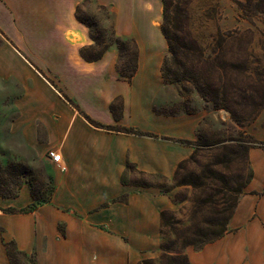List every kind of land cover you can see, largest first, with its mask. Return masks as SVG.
<instances>
[{"label":"crops","instance_id":"obj_1","mask_svg":"<svg viewBox=\"0 0 264 264\" xmlns=\"http://www.w3.org/2000/svg\"><path fill=\"white\" fill-rule=\"evenodd\" d=\"M120 1L0 0V83L15 110L2 159L32 169L47 165L53 186L50 201L25 213L4 210L34 202L31 181H21L15 194L0 193V264H12L11 241L34 264H138L161 246V212L171 209L172 190L124 177L131 167L174 177L194 151L187 141L196 138L202 115L173 112L183 98L179 85L162 75L167 40L153 26L154 10L138 0L127 29L119 11L115 21L117 33L138 47L132 78L121 76L114 48L97 60L82 56L92 40L78 7ZM86 115L145 134L96 126ZM251 130L264 141V108ZM53 149L62 164L48 156ZM249 160L253 177L229 231L201 249L188 246L192 264H264V149L251 148Z\"/></svg>","mask_w":264,"mask_h":264},{"label":"rangeland","instance_id":"obj_2","mask_svg":"<svg viewBox=\"0 0 264 264\" xmlns=\"http://www.w3.org/2000/svg\"><path fill=\"white\" fill-rule=\"evenodd\" d=\"M138 1L141 8L154 10L153 26L161 28L162 0ZM171 1L178 6L172 7L180 48L178 59L192 77L177 83L183 99L173 112L200 113L202 120L196 138L187 141L194 151L174 177H151L137 173L133 167L126 172V182L152 183L162 191L172 190L169 195L173 205L166 214L160 237L163 249L160 246L148 254L147 262L138 264H164L168 252L184 253L188 247L186 239L193 237L191 231H200V240L211 237L218 228L216 223H208L217 221L224 207L231 209L248 187L253 172L250 149L262 148L251 129L264 108V0ZM132 3L123 0L117 5L99 7L93 3L79 8L92 40V46L86 47L87 53L95 56L116 49L120 72L133 69L136 41L120 36L115 21L119 11L122 27L128 28ZM166 58L169 67L175 69L169 47L164 61ZM202 76L220 89L226 108H216L201 96L194 81ZM12 100L0 83V192L14 193L18 184L28 179L36 193L44 191L49 196L52 183L47 165L32 169L21 162L5 163L2 159L6 130L15 117ZM15 261L27 264L21 254Z\"/></svg>","mask_w":264,"mask_h":264},{"label":"trees","instance_id":"obj_3","mask_svg":"<svg viewBox=\"0 0 264 264\" xmlns=\"http://www.w3.org/2000/svg\"><path fill=\"white\" fill-rule=\"evenodd\" d=\"M163 2V23L161 25V30L163 35L165 36L167 40V44L169 47V51L171 53L172 60H174V63L176 65L175 69H172L169 67V60L164 61L163 66H162V75L166 81L172 82V83H183L186 79L192 78L187 75V71L185 67H183V64L181 61L178 59V54L180 53V48L179 45L177 44L178 36L175 33V17L172 15V7L173 8H178L177 5H174L171 0H162ZM174 5V6H173ZM77 18L83 22L84 24H87L81 16H79V7L77 10ZM91 47V46H89ZM86 47L81 49V54L86 60H97L102 57L104 53H101L99 55L95 56H90L87 51ZM137 60H138V47L137 44H135V62L133 69L131 71H121L120 74L122 77H124L127 80H130L134 73L136 72L137 69ZM195 82V88L198 90V92L201 94L202 97L209 99L212 101L215 105L216 108H226V105L224 104V97L220 95V89L213 87L205 77H200V79L194 81ZM86 117L90 122H92L96 126H100L103 128L107 129H112V130H117L121 132H126V133H135V134H145L144 132L135 129L133 127H126V126H106V125H100L99 123L92 121L87 115ZM189 143V142H188ZM257 143L264 149V141H257ZM182 163L180 164V166ZM179 166V167H180ZM128 167H131V165H128ZM179 169V168H178ZM26 170L25 167H23V171ZM178 171V170H177ZM177 174V172H176ZM175 174V175H176ZM253 177V172L250 177V181ZM33 183V182H32ZM50 195L46 196L44 191H40L39 193H36L34 187H33V196H34V202L28 205L27 207L21 208V209H16V208H9L5 209L4 211L6 212H19V213H25V212H30L35 210L39 204L45 203L50 201L53 186L50 187ZM1 193V192H0ZM3 194V193H1ZM15 193H10V194H3L5 196L11 195ZM237 204V203H236ZM236 204L227 209L224 207L219 211V217L217 218V221L213 222L211 221L208 223V226H213L214 223L217 224V230L214 231V233L211 234V237L200 240L198 239L197 236H200V231H191L192 236L191 238H187L185 242V247L187 246H192L195 249H201L204 247L206 244H209L211 242H214L215 240L221 238L224 236L229 230H228V222L235 210ZM170 210H164L161 212V234H162V227L164 223V219L166 217L167 212ZM6 247L8 249V254L10 256V259L12 260V264H17L16 257L17 255L21 254L26 258V255L22 252H20L13 241L11 242H6ZM163 249V246H161ZM173 253V252H172ZM171 252H168V255H166L165 263L164 264H192L190 260L188 259V256L184 253L176 252L172 254ZM31 264H34V259H27ZM145 263L147 262V259H143L140 262Z\"/></svg>","mask_w":264,"mask_h":264},{"label":"built area","instance_id":"obj_4","mask_svg":"<svg viewBox=\"0 0 264 264\" xmlns=\"http://www.w3.org/2000/svg\"><path fill=\"white\" fill-rule=\"evenodd\" d=\"M48 156L53 162H56L58 164H62L63 162L62 154L57 150H49ZM63 169L65 168L63 167Z\"/></svg>","mask_w":264,"mask_h":264}]
</instances>
